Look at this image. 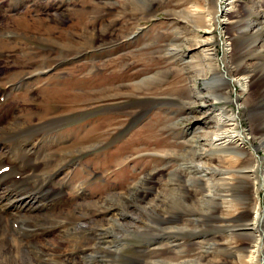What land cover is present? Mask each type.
Here are the masks:
<instances>
[{"label": "rangeland", "instance_id": "1", "mask_svg": "<svg viewBox=\"0 0 264 264\" xmlns=\"http://www.w3.org/2000/svg\"><path fill=\"white\" fill-rule=\"evenodd\" d=\"M191 2L201 4L203 0ZM174 5L177 3L171 0H0V89L12 90L4 100L1 99L3 96L0 91V125L4 124L7 128L9 125L20 124V131L12 134L11 138L6 136L4 140L10 141V145L15 142L23 144L36 138L41 139L48 128L56 127L65 119L57 131L52 132L55 139L39 147L41 153L38 154L39 163L36 164L39 169L34 176L18 182L20 190L30 193V186L42 167L46 175L51 177L63 173L64 181L77 191L83 188L86 193L75 195L73 191L65 189L62 202L66 205H62L61 209L73 216L74 209L78 207L77 222H92V219L100 218L107 209L114 210L117 207L108 197L110 192L135 187L141 194L135 197L136 202L126 212L134 213L138 219L131 221L128 218L126 222L133 227L135 221L141 223L143 232L132 234V239H129L138 241L156 233L158 237H170L171 240L179 238L187 242L186 252L191 254L200 249L190 243L196 237L195 241L201 240L195 234L205 233L203 239L208 242H204L205 246L215 247L218 239L223 241V237L226 239L233 229L239 231L242 226L233 225L243 221H223L213 209L206 211L207 204H198V198L205 193L206 186L189 179L191 176H195V179L200 176L196 173L191 175L192 169L186 167L194 158L190 150L171 157H162V154L155 151L160 149L154 145L160 148L171 145L174 148L175 142H182L174 131H161L160 138L154 144L151 133L141 131L153 116L155 107L161 105L144 106L142 102L151 97L145 96L142 90L135 92L132 87H141L148 82L166 85L170 81H177V71L184 67L180 57L169 63L164 54L166 49L174 45L185 49L182 30H175V25L169 23L181 15L178 12L181 6ZM229 17L233 21L229 31L240 34L236 48L241 50L242 43H248L243 57L235 59V68L251 65L249 69L258 76L251 88L255 101L250 104L255 107L254 125L257 126L260 138H263L264 0H238L235 12ZM220 32L216 33L219 38L223 35ZM186 42L194 45L193 41ZM216 46L219 58L222 59L221 41ZM250 48L251 51H247ZM148 51L152 54L144 60L143 54ZM185 72H192V79L202 83L203 77L195 73V70ZM35 74L37 76H33ZM30 77H37L40 83L26 85L23 81ZM23 84L28 87H21ZM237 88L240 89L238 85ZM188 93L187 90L170 93L168 96L173 100L170 113L167 111L158 120L179 122L183 95ZM232 96L235 98L236 94ZM231 100L228 103L230 108L234 107ZM247 124L244 121V125ZM185 125L180 122L177 125L180 129L178 132L189 131V128H184ZM259 144V141L254 142V149L248 150L242 163L231 164L236 165L239 175L243 174L244 168L254 165L253 154L264 157V146L259 152L256 151ZM167 157L173 161L166 160ZM162 158L165 160L162 161ZM225 160L215 156L206 157L204 162L208 168L212 163L219 168L226 166ZM261 163L264 166V160ZM119 164L122 166L119 167ZM204 175L209 179L219 178V175L213 176L210 170H205ZM143 178H146L145 182ZM168 183L171 185L168 186ZM250 183L253 189V181ZM145 195L147 199H143ZM147 201L154 202V205L146 208ZM261 204L264 207V200ZM211 207L214 208L213 205ZM60 211L56 207L54 214L58 216ZM243 212H239V215ZM45 219L46 223L52 221V218ZM99 221L104 227L109 222L108 218ZM39 228L38 233L46 232L42 227ZM14 232L20 240H35L39 251L35 250V244L25 241L27 249L21 252L14 264H45L39 256V243H42V239L37 238L35 232L25 237L19 235L18 230ZM86 233L79 234L77 250L88 245L90 235ZM237 239L244 242L246 237L240 236ZM10 247L8 242L4 250H1L0 256L5 258V264H11L7 257ZM66 247L73 251L70 255L76 254L74 243H66ZM106 248L99 245L98 249L105 252ZM124 249L128 254L121 258L122 262L137 260L139 254L132 248V244L126 245ZM160 255L164 258L163 254ZM157 257H160L159 254ZM57 258L60 264H64L60 255ZM108 258L114 259L115 256L111 254ZM209 259L190 256L186 261L191 264H211ZM222 259L227 258L223 256ZM80 263L87 264L83 260L75 262L73 258L65 264ZM259 264H264V261Z\"/></svg>", "mask_w": 264, "mask_h": 264}, {"label": "bare ground", "instance_id": "2", "mask_svg": "<svg viewBox=\"0 0 264 264\" xmlns=\"http://www.w3.org/2000/svg\"><path fill=\"white\" fill-rule=\"evenodd\" d=\"M237 1L203 0L201 4H198L191 2V0H171L174 4L177 3V5H174L175 7L181 6L178 11L181 12V15L176 16L169 23L175 25V30H182L185 49H181L180 45L176 47L174 45V47L170 46L163 52L169 63L177 61V58L180 57L184 67L179 68L177 71L179 74L177 81H170L166 85L160 84V82H148L141 85V87L134 85L132 88L135 92L142 90L145 96L151 97L149 100L142 102L143 105H161L155 107L153 116L141 129V131L151 133L150 136L154 138L152 144L160 138L159 133L164 132L166 129H171L177 137L182 139V142L173 144L176 145L174 148L171 145H166L164 148L154 145L155 148L160 149H155V151H158V154H162L163 157V155H177L190 150L194 158L186 167L192 169L191 175L196 173L200 176L195 179L194 174V177L191 176L189 179L192 181L197 180L206 186L205 193L198 198V204H207L206 211L213 209L223 221L242 220L243 223L233 225L242 226L238 229L239 231L233 229L226 239L224 237L223 241L218 239L215 247L205 246V243H208L203 239L205 233L195 234L201 237V240L195 241L198 238L196 237L190 243L200 249L191 254L186 252V241L179 238L171 240L170 237H158L157 233L138 241H132L130 235L143 232L141 223L135 221L133 227L126 222L128 218L131 221L138 219L134 213L126 212L130 211L128 207L136 202L135 197L141 194V191L134 189L135 187L124 188L119 192H110L108 197L117 206L113 208L114 210L107 209L100 218L92 219V222H77L79 221L76 219L78 207L74 211L72 210L73 216L61 209L63 208L62 205H66L65 202H62L65 197V189L69 192L73 191L75 195L86 193V191L83 188L77 191L76 188L64 181L63 173V175L56 173L51 177L49 174V176L46 175L45 168L42 167L40 174L35 177V181L30 186L32 188L30 193H25L18 188L20 180L32 177L38 171L39 166H36V164L39 163L38 154L41 153L39 147L43 143L47 145L48 141L55 139V135L51 134L57 131V128L65 122V119L54 128L47 129V126H45L47 129L46 134L41 139L36 138L23 144L15 142L12 145L9 144L11 139L8 140L9 142L4 139H7L6 136L11 138L12 134L20 131V124L16 126L9 125L7 128L3 124L0 125V169L5 165H9L10 168L8 171L0 173V253L9 242L11 250H9L10 254L7 257L10 258L11 264L15 263L21 252L26 251L27 244L24 243L25 241L29 240L32 244H35L34 248L38 251L35 240H20L14 230H18L17 233L22 237L35 232L36 237L42 239V243H39L41 246L39 247V256L42 257L40 259L45 264H60L59 258H57L58 255H60L61 262L64 264L71 258L75 262L86 261L87 264H191L186 261L190 256L210 258L208 261H211V264H259L264 261V207L261 204V201L264 200V166L261 165L264 157L253 154L254 165L244 168L241 175L237 173L236 165H231L233 163L237 164V162L242 163L244 157L248 155V150L254 149L253 144L255 141L260 142V146L256 147L257 152L264 146V137L260 138L257 126L253 122L256 120L253 114L255 107L250 104L255 101L251 88L256 83V77L258 76L249 69L251 65L247 64L235 68V59L243 57V51L248 47V43L245 42L247 45L242 43L241 50L236 48L237 40L240 39L238 35L240 34L229 31L233 23L229 15L235 12ZM220 30L224 36L220 32L219 38L216 33ZM186 41H193L194 45L187 44ZM219 41H221L223 48L222 59L219 58V51L216 46ZM251 49L247 51L250 52ZM151 54L152 52L149 51L143 54L144 60ZM226 67H228L227 71ZM240 68H242V71ZM117 70H119L118 66ZM185 70H195V73H199V76L203 77L201 79L202 83L192 79V72L187 73ZM35 78L30 77L23 82L26 85L40 83L39 79ZM25 84L21 87H28ZM237 85L240 87L239 90ZM178 90L189 91L186 96L183 95V108L178 115L179 122L177 120L176 122H170V119H164V123L159 121L158 119L163 117V114L167 111L170 113V105L173 100L168 95ZM0 91L1 96L5 99L12 90L0 89ZM233 93L236 94L235 98L232 96ZM181 94L180 96H182ZM230 98L234 104L232 108L228 106ZM224 102L226 104H223ZM167 105L168 107H164ZM138 115L140 114L138 113ZM244 121L248 123L246 126ZM180 122H184L186 124L184 128L190 130L178 132L180 129L177 125L179 126ZM215 156L225 158L226 166L219 167L221 168L219 169L213 166L212 163L208 168L204 160L206 157ZM43 157H45V154ZM164 160L162 158V161ZM166 160L173 161L169 157ZM118 166L121 167L122 165L119 164ZM205 170H210L213 176L219 175V178L209 179L204 175ZM63 171L66 173L65 170ZM54 173L52 172V174ZM145 179L143 178L142 181ZM250 181H253V189H251ZM170 185L168 183V186ZM145 198L147 199V195L143 197V199ZM153 203L147 201L146 208L152 207ZM212 205L214 208L211 207ZM56 207L59 211L61 209L58 212L61 214L58 216L54 214ZM84 208L86 207L84 206ZM241 211H245L241 213L242 216L239 215ZM45 217L52 218V221L46 223ZM73 218L76 220H73ZM101 218H108L109 220L105 227L99 221ZM35 223L39 224L35 225ZM229 224L227 225L229 226ZM15 227H17V230ZM39 227H42L46 232L38 233V230L41 229ZM81 232H87L86 234L90 237L88 238V245H85L86 248L77 250L76 241ZM240 236L246 237L244 242L237 239ZM66 243H74L73 249H76L74 256L70 255L73 251L66 247ZM128 244H132V248L137 251L139 257L137 260H130L125 263L122 262L121 258H125L128 254L124 249ZM99 245L107 247L105 252L98 249ZM11 251H15V253H11ZM111 254L115 256L114 259L108 258ZM158 254L160 257H157ZM160 254H163L164 258ZM223 256L227 259H222ZM0 263L5 264V258H2V256H0Z\"/></svg>", "mask_w": 264, "mask_h": 264}]
</instances>
